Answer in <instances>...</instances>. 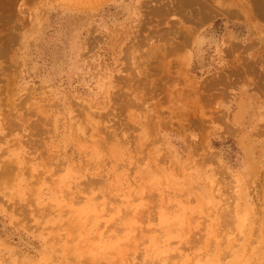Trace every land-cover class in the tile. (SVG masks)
I'll return each mask as SVG.
<instances>
[{"label":"rangeland","instance_id":"obj_1","mask_svg":"<svg viewBox=\"0 0 264 264\" xmlns=\"http://www.w3.org/2000/svg\"><path fill=\"white\" fill-rule=\"evenodd\" d=\"M262 10L0 0V264H264Z\"/></svg>","mask_w":264,"mask_h":264},{"label":"bare ground","instance_id":"obj_2","mask_svg":"<svg viewBox=\"0 0 264 264\" xmlns=\"http://www.w3.org/2000/svg\"><path fill=\"white\" fill-rule=\"evenodd\" d=\"M219 6H222V7H224V5L223 4H219ZM216 7V6H215ZM255 7V6H254ZM217 8V7H216ZM262 12H263V14H264V10H262ZM215 13V12H214ZM216 15V14H215ZM259 16V15H258Z\"/></svg>","mask_w":264,"mask_h":264}]
</instances>
